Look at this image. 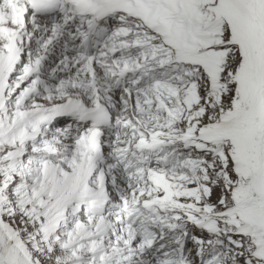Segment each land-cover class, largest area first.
<instances>
[{"label":"snow or ice","instance_id":"6c2138e0","mask_svg":"<svg viewBox=\"0 0 264 264\" xmlns=\"http://www.w3.org/2000/svg\"><path fill=\"white\" fill-rule=\"evenodd\" d=\"M0 264H264V0H0Z\"/></svg>","mask_w":264,"mask_h":264}]
</instances>
